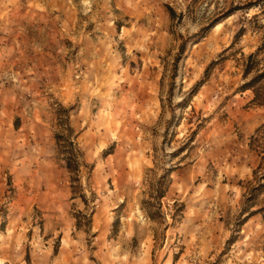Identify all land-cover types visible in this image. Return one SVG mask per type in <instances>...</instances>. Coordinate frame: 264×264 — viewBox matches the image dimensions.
<instances>
[{"label": "rangeland", "instance_id": "1", "mask_svg": "<svg viewBox=\"0 0 264 264\" xmlns=\"http://www.w3.org/2000/svg\"><path fill=\"white\" fill-rule=\"evenodd\" d=\"M263 42L264 0H0V264H264Z\"/></svg>", "mask_w": 264, "mask_h": 264}, {"label": "trees", "instance_id": "2", "mask_svg": "<svg viewBox=\"0 0 264 264\" xmlns=\"http://www.w3.org/2000/svg\"><path fill=\"white\" fill-rule=\"evenodd\" d=\"M262 53V54H261ZM261 54V57L259 58V55ZM253 74L252 76L249 77L248 81H246L243 84V87L245 89H252L253 93H254V100L264 104V84L259 85L262 81H264V42L257 48L256 52L251 53L248 55L247 58V62L245 65V69H244V77H248L249 75ZM256 132H258V134L260 133L261 136H264V122L256 129ZM61 135H57L56 137H58V140L60 139ZM253 141V138H252ZM69 146L72 148L73 143L72 141H69ZM261 150L259 151V153L261 154V161L258 165V168H262L264 165V144L260 146ZM73 151V150H72ZM71 158L66 157V166L69 170H76L77 169V163L75 161L76 156H74V154L71 151H67ZM75 164V165H72ZM171 173L170 169L165 170V172L159 177L157 183V189H156V193H155V198H162L167 190L168 184H169V175ZM260 177L262 179H264V172L260 175ZM255 191H262L264 190V181L263 182H259L258 185L256 187H253ZM257 194L253 195L256 196ZM262 210H264V208H261ZM258 209V210H261ZM257 210V211H258ZM252 211L250 212L248 215L257 212ZM150 218H154L152 213H150Z\"/></svg>", "mask_w": 264, "mask_h": 264}, {"label": "crops", "instance_id": "3", "mask_svg": "<svg viewBox=\"0 0 264 264\" xmlns=\"http://www.w3.org/2000/svg\"><path fill=\"white\" fill-rule=\"evenodd\" d=\"M11 112H13V111L11 110ZM23 134H24V133H21V134H19V136H21V135L23 136Z\"/></svg>", "mask_w": 264, "mask_h": 264}]
</instances>
